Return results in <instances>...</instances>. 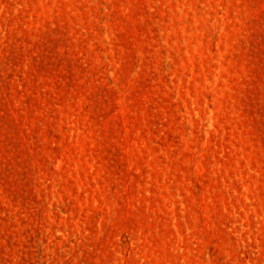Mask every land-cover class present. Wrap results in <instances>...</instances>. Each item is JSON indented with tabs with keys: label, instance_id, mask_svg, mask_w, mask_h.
I'll use <instances>...</instances> for the list:
<instances>
[{
	"label": "rangeland",
	"instance_id": "obj_1",
	"mask_svg": "<svg viewBox=\"0 0 264 264\" xmlns=\"http://www.w3.org/2000/svg\"><path fill=\"white\" fill-rule=\"evenodd\" d=\"M0 264H264V0H0Z\"/></svg>",
	"mask_w": 264,
	"mask_h": 264
}]
</instances>
